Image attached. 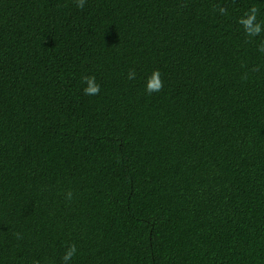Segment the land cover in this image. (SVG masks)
Returning a JSON list of instances; mask_svg holds the SVG:
<instances>
[{
    "label": "trees",
    "instance_id": "1",
    "mask_svg": "<svg viewBox=\"0 0 264 264\" xmlns=\"http://www.w3.org/2000/svg\"><path fill=\"white\" fill-rule=\"evenodd\" d=\"M80 4L0 0V264H264V0Z\"/></svg>",
    "mask_w": 264,
    "mask_h": 264
},
{
    "label": "clouds",
    "instance_id": "2",
    "mask_svg": "<svg viewBox=\"0 0 264 264\" xmlns=\"http://www.w3.org/2000/svg\"><path fill=\"white\" fill-rule=\"evenodd\" d=\"M80 6H83V0H81ZM257 18V9L253 8L250 13L247 14V19H244L241 21V23L244 24L245 30L247 31L249 36H257L262 31H264V25L261 23L256 22ZM260 51L264 52V46L260 48ZM160 73L154 72L151 77V82L148 85V92L151 93L152 91H160L162 88V82L159 79ZM86 82L88 83L89 87L85 89V93L89 95H95L99 92V87L95 85L94 78L93 79H86ZM77 248L75 245H71L68 250L66 251L63 260L64 264H68L69 261L72 260V258L76 255Z\"/></svg>",
    "mask_w": 264,
    "mask_h": 264
}]
</instances>
